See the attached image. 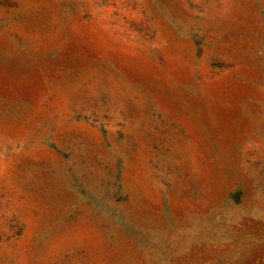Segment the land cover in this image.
Returning <instances> with one entry per match:
<instances>
[{"label":"rangeland","instance_id":"rangeland-1","mask_svg":"<svg viewBox=\"0 0 264 264\" xmlns=\"http://www.w3.org/2000/svg\"><path fill=\"white\" fill-rule=\"evenodd\" d=\"M0 264H264V0H0Z\"/></svg>","mask_w":264,"mask_h":264}]
</instances>
